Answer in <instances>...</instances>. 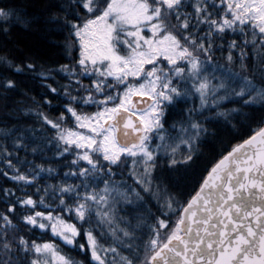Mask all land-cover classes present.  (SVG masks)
<instances>
[{"label": "snow or ice", "instance_id": "obj_1", "mask_svg": "<svg viewBox=\"0 0 264 264\" xmlns=\"http://www.w3.org/2000/svg\"><path fill=\"white\" fill-rule=\"evenodd\" d=\"M43 11L66 62L0 56V264H264V0ZM237 123L186 188L163 175Z\"/></svg>", "mask_w": 264, "mask_h": 264}, {"label": "trees", "instance_id": "obj_2", "mask_svg": "<svg viewBox=\"0 0 264 264\" xmlns=\"http://www.w3.org/2000/svg\"><path fill=\"white\" fill-rule=\"evenodd\" d=\"M21 12V21L13 22L7 35L0 32V56L10 58L19 56L21 51H32L41 55L45 60H60L66 62L65 53L61 47L63 35L50 30V25L46 23L47 13L43 11V6L48 0H14ZM3 68L0 67V72ZM17 79H20L17 77ZM29 88L33 89L31 94L35 95L40 89L34 82H26ZM24 85L22 84V87ZM25 98L19 94H12L11 100L22 101ZM4 103L0 100V106ZM27 101H25V104ZM55 103V101H54ZM185 105H179L183 108ZM4 109L0 107V118L4 115ZM258 116L259 113H254ZM234 123H236L234 121ZM210 130L216 132L215 136L207 137L200 146V155L195 158L190 168H180L174 173H169L166 169L163 175L170 178L171 183H175L180 188H186L195 176L199 174L207 161L211 159L223 146L233 141L237 136H242L247 132V128L237 123V130L234 132L223 125H208ZM49 156L51 153L48 154ZM31 159V157H29ZM55 166V164L53 165ZM43 183V181H42ZM8 186H11L10 184ZM66 253L77 260L83 259L79 253L64 249Z\"/></svg>", "mask_w": 264, "mask_h": 264}]
</instances>
